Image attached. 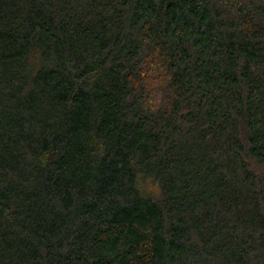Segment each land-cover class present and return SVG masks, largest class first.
<instances>
[{"label": "trees", "instance_id": "trees-1", "mask_svg": "<svg viewBox=\"0 0 264 264\" xmlns=\"http://www.w3.org/2000/svg\"><path fill=\"white\" fill-rule=\"evenodd\" d=\"M0 264H264V0H0Z\"/></svg>", "mask_w": 264, "mask_h": 264}]
</instances>
